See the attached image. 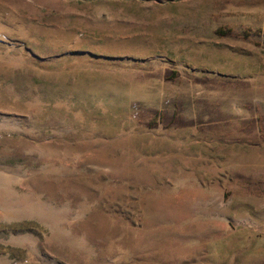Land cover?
Instances as JSON below:
<instances>
[{"label":"rangeland","instance_id":"rangeland-1","mask_svg":"<svg viewBox=\"0 0 264 264\" xmlns=\"http://www.w3.org/2000/svg\"><path fill=\"white\" fill-rule=\"evenodd\" d=\"M0 264H264V0H0Z\"/></svg>","mask_w":264,"mask_h":264}]
</instances>
